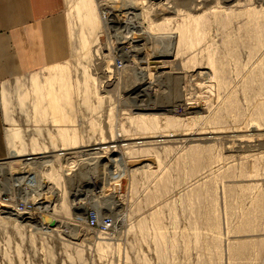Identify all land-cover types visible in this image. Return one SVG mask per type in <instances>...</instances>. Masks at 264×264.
<instances>
[{"label":"rangeland","instance_id":"1","mask_svg":"<svg viewBox=\"0 0 264 264\" xmlns=\"http://www.w3.org/2000/svg\"><path fill=\"white\" fill-rule=\"evenodd\" d=\"M151 1L147 65L117 69L98 2L68 0L71 58L2 83L0 264H264V0ZM35 176L30 222L3 198Z\"/></svg>","mask_w":264,"mask_h":264},{"label":"crops","instance_id":"2","mask_svg":"<svg viewBox=\"0 0 264 264\" xmlns=\"http://www.w3.org/2000/svg\"><path fill=\"white\" fill-rule=\"evenodd\" d=\"M68 0H0V159L9 152L2 83L72 56ZM70 6V3H69Z\"/></svg>","mask_w":264,"mask_h":264},{"label":"built area","instance_id":"3","mask_svg":"<svg viewBox=\"0 0 264 264\" xmlns=\"http://www.w3.org/2000/svg\"><path fill=\"white\" fill-rule=\"evenodd\" d=\"M176 1L178 0H153L150 3L152 6L155 4V9H158L155 13L160 14L166 10H172ZM96 2H98L99 15L103 23L101 29L103 42L106 45L115 47V54L120 53L119 57L115 58V62L117 61L115 66L117 69L122 68L123 61L126 59V51L135 45H143L145 43L142 37H136L138 29L134 28L132 24L136 22V17L141 16L143 22L141 24L144 25L145 9L143 6L147 3V0H96ZM126 20L129 21L127 22ZM132 20L134 21L132 22ZM134 31L135 33L133 34L132 32ZM133 58V54H131L129 59L133 60ZM139 58L141 59L142 55L138 53L135 55V59ZM3 202L9 206L11 212L25 215L26 218L24 219L34 215L35 206L29 199L26 201L17 200L8 195L3 198ZM86 224L91 229L104 232L113 227L114 219L111 214L100 215L92 210L86 215Z\"/></svg>","mask_w":264,"mask_h":264},{"label":"bare ground","instance_id":"4","mask_svg":"<svg viewBox=\"0 0 264 264\" xmlns=\"http://www.w3.org/2000/svg\"><path fill=\"white\" fill-rule=\"evenodd\" d=\"M171 1V0H170ZM102 21V20H101ZM127 22L129 21V20H126ZM134 20H132V22H133ZM141 23H143L142 22V20H141V16H138V17H136V22H134L133 24H132V26H134V28H143L144 26H143V24H141ZM103 24V23H102ZM145 29V28H144ZM145 32H146V29L145 30H141V29H138V35L136 36V37H140L141 38V36H142V33H144V35H145ZM133 34L135 33V32H132ZM125 37H127V36H125ZM144 45H146V42L145 43H143V45H135V46H133V48H130L128 51H126V59H125V61H127V63H129V62H140V64L141 65H147V63H146V58L147 57H145V52L143 51V52H139V54L140 55H142V58L140 59H135V55L136 54H138L137 53V46H139V47H143ZM139 49V48H138ZM139 51V50H138ZM131 54H133V60L132 59H129V56L131 55ZM148 65H149V63H148ZM149 67H150V65H149ZM155 67V66H154ZM140 75H142V74H140ZM143 76V75H142ZM142 76H139V77H141L142 78ZM5 170H6V168L4 167V166H0V175L2 174L3 175V173L5 172ZM7 172V171H6ZM24 179V176H20V177H16V180H17V185H19L20 186V184H21V181ZM2 182V181H1ZM28 182H30V185H31V188H30V190L27 192V197L25 198V201L26 200H28V199H30V198H34V197H36V203H37V206L35 207V209L36 210H34V215L33 216H31V217H29L28 218V220L31 222H38V220L40 219L39 218V216H41V217H43L44 216V214H43V212L41 211V208L40 207H38V202L39 201H41V198L39 199V197H37V186L39 185V180L36 178V176H35V178H31ZM33 193V194H32ZM34 202V203H35ZM2 203V202H1ZM4 204V203H3ZM5 205V204H4ZM8 208V207H7ZM14 213V212H13ZM16 214H18V215H20V216H24V218H26V216L25 215H22V214H19V213H17L16 212ZM113 219H114V217H113ZM42 220H44L43 222H44V224H49V223H51L52 221H53V218H52V221H50L49 220V218H48V216H45ZM117 220H119L118 218H117ZM114 223H115V221H114Z\"/></svg>","mask_w":264,"mask_h":264},{"label":"water","instance_id":"5","mask_svg":"<svg viewBox=\"0 0 264 264\" xmlns=\"http://www.w3.org/2000/svg\"><path fill=\"white\" fill-rule=\"evenodd\" d=\"M50 220V219H49Z\"/></svg>","mask_w":264,"mask_h":264}]
</instances>
